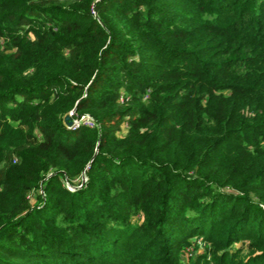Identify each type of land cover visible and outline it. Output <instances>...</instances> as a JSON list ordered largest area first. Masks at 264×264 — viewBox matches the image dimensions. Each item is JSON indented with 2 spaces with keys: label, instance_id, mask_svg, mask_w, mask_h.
<instances>
[{
  "label": "trees",
  "instance_id": "trees-1",
  "mask_svg": "<svg viewBox=\"0 0 264 264\" xmlns=\"http://www.w3.org/2000/svg\"><path fill=\"white\" fill-rule=\"evenodd\" d=\"M198 241L264 264V0H0V264Z\"/></svg>",
  "mask_w": 264,
  "mask_h": 264
},
{
  "label": "rangeland",
  "instance_id": "rangeland-1",
  "mask_svg": "<svg viewBox=\"0 0 264 264\" xmlns=\"http://www.w3.org/2000/svg\"><path fill=\"white\" fill-rule=\"evenodd\" d=\"M123 134L124 133H122L121 135ZM205 246L206 245L204 244V242H200V241L189 246L185 251V254L183 257V263L188 264L195 257L196 254L197 255L206 254L207 260L209 261V263L215 264V262H217L219 251H216V250L212 251V249L210 248L206 249ZM241 246L248 248V244H241ZM242 256H245V255H242Z\"/></svg>",
  "mask_w": 264,
  "mask_h": 264
},
{
  "label": "built area",
  "instance_id": "built-area-1",
  "mask_svg": "<svg viewBox=\"0 0 264 264\" xmlns=\"http://www.w3.org/2000/svg\"><path fill=\"white\" fill-rule=\"evenodd\" d=\"M69 115L71 116L72 124L70 126H67L68 129L74 130V129H77V128L81 127V126L87 127V128L96 127L95 120L91 116H89L87 114L78 116V115H75L73 111H71L69 113ZM84 181H85V177H83L82 183ZM79 187H81V185ZM68 189L69 190H73L74 188H72V187H70L68 185Z\"/></svg>",
  "mask_w": 264,
  "mask_h": 264
},
{
  "label": "water",
  "instance_id": "water-1",
  "mask_svg": "<svg viewBox=\"0 0 264 264\" xmlns=\"http://www.w3.org/2000/svg\"><path fill=\"white\" fill-rule=\"evenodd\" d=\"M65 123H66V126H70L72 124V120H71L70 115L65 117Z\"/></svg>",
  "mask_w": 264,
  "mask_h": 264
}]
</instances>
